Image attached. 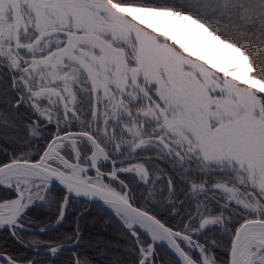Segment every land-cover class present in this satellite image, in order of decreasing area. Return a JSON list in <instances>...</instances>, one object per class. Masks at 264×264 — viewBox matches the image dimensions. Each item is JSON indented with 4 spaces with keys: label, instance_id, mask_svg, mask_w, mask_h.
Returning a JSON list of instances; mask_svg holds the SVG:
<instances>
[{
    "label": "snow or ice",
    "instance_id": "snow-or-ice-1",
    "mask_svg": "<svg viewBox=\"0 0 264 264\" xmlns=\"http://www.w3.org/2000/svg\"><path fill=\"white\" fill-rule=\"evenodd\" d=\"M0 264H264V0H0Z\"/></svg>",
    "mask_w": 264,
    "mask_h": 264
}]
</instances>
